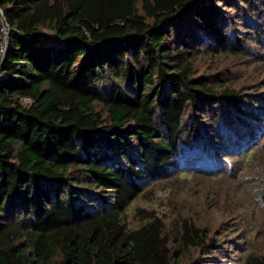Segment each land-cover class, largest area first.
<instances>
[{
  "label": "trees",
  "instance_id": "trees-1",
  "mask_svg": "<svg viewBox=\"0 0 264 264\" xmlns=\"http://www.w3.org/2000/svg\"><path fill=\"white\" fill-rule=\"evenodd\" d=\"M0 12V264L219 252L186 219L171 232L152 211L137 228L125 214L147 181L252 153L264 112L250 124L226 79L194 66L247 54L252 34L264 45V0H0Z\"/></svg>",
  "mask_w": 264,
  "mask_h": 264
},
{
  "label": "rangeland",
  "instance_id": "rangeland-1",
  "mask_svg": "<svg viewBox=\"0 0 264 264\" xmlns=\"http://www.w3.org/2000/svg\"><path fill=\"white\" fill-rule=\"evenodd\" d=\"M244 46L247 54H207L194 68L198 74L226 79L244 104L240 117L252 119L251 108L264 112V45L252 34ZM249 123L255 124L253 119ZM256 123L262 129L248 146L251 154L239 151L220 162L209 161L205 169L193 166L185 171L187 175L180 176L177 168L166 178L145 182L141 194L127 207L126 226L141 224L138 211L142 209L162 218L171 232L183 219L205 229L208 238L218 243L219 252H208V245L202 250L184 249L183 264L264 261V116Z\"/></svg>",
  "mask_w": 264,
  "mask_h": 264
},
{
  "label": "built area",
  "instance_id": "built-area-1",
  "mask_svg": "<svg viewBox=\"0 0 264 264\" xmlns=\"http://www.w3.org/2000/svg\"><path fill=\"white\" fill-rule=\"evenodd\" d=\"M0 17H1L0 55L2 56L5 52V49H6L9 28H8V25L5 23L4 19L2 18L1 12H0Z\"/></svg>",
  "mask_w": 264,
  "mask_h": 264
}]
</instances>
